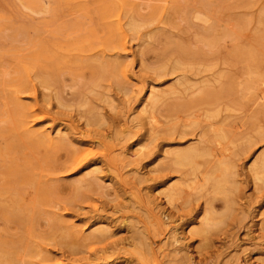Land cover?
I'll use <instances>...</instances> for the list:
<instances>
[{
  "label": "rangeland",
  "instance_id": "374dc122",
  "mask_svg": "<svg viewBox=\"0 0 264 264\" xmlns=\"http://www.w3.org/2000/svg\"><path fill=\"white\" fill-rule=\"evenodd\" d=\"M261 85L264 0H0V264H264Z\"/></svg>",
  "mask_w": 264,
  "mask_h": 264
},
{
  "label": "bare ground",
  "instance_id": "6f19581e",
  "mask_svg": "<svg viewBox=\"0 0 264 264\" xmlns=\"http://www.w3.org/2000/svg\"><path fill=\"white\" fill-rule=\"evenodd\" d=\"M117 21V20H116ZM120 26V25H119ZM117 29H121V27L120 28H118L117 27ZM121 33V32H120ZM122 34V33H121ZM30 79V78H29ZM262 86V85H261ZM264 86H262V88H263ZM264 89V88H263ZM262 90V89H261ZM263 91V90H262ZM249 92V91H248ZM152 95V94H151ZM260 97V96H259ZM260 98H262V97H260ZM260 100H262V99H260ZM259 101V100H258ZM32 110V109H31ZM34 112V111H33ZM223 146V145H222ZM218 149V148H217ZM213 151V150H212ZM226 151V150H225ZM217 152H219V150L217 151ZM217 152H213V154L214 153H217ZM190 154V153H189ZM212 154V155H213ZM211 155V156H212ZM217 155V154H216ZM224 155V154H223ZM198 156H201V155H198ZM214 156H215V154H214ZM214 156H212V157H214ZM217 156H219V155H217ZM191 155H190V157H188V156H183V155H180L178 158H179V160L180 161H185V160H187V159H191ZM210 157V156H209ZM217 158V157H216ZM219 158V157H218ZM217 160V159H216ZM217 179V178H216ZM263 183V182H262ZM176 200H174L173 202H175ZM168 202H169V200H168ZM171 203V202H170ZM175 204V203H174ZM168 205H171V204H168ZM178 208V207H177Z\"/></svg>",
  "mask_w": 264,
  "mask_h": 264
}]
</instances>
